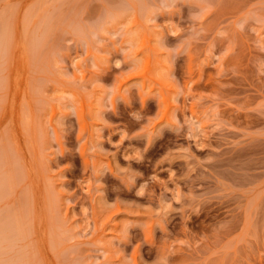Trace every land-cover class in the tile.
<instances>
[{"label": "rangeland", "instance_id": "374dc122", "mask_svg": "<svg viewBox=\"0 0 264 264\" xmlns=\"http://www.w3.org/2000/svg\"><path fill=\"white\" fill-rule=\"evenodd\" d=\"M0 264H264V0H0Z\"/></svg>", "mask_w": 264, "mask_h": 264}]
</instances>
